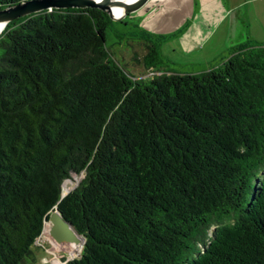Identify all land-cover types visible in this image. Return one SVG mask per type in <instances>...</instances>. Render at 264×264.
<instances>
[{"label":"trees","instance_id":"16d2710c","mask_svg":"<svg viewBox=\"0 0 264 264\" xmlns=\"http://www.w3.org/2000/svg\"><path fill=\"white\" fill-rule=\"evenodd\" d=\"M114 19L53 6L0 31V264L54 205L85 236L64 264H264V41L173 71L139 22L115 55Z\"/></svg>","mask_w":264,"mask_h":264},{"label":"rangeland","instance_id":"374dc122","mask_svg":"<svg viewBox=\"0 0 264 264\" xmlns=\"http://www.w3.org/2000/svg\"><path fill=\"white\" fill-rule=\"evenodd\" d=\"M148 0L147 2H149ZM200 1V0H199ZM224 1L225 4L230 7L232 4L236 3L238 0H221ZM146 2V3H147ZM145 3V4H146ZM259 6L262 8L260 13V17L258 16L245 18L244 22L242 21L237 27L233 30L229 28V23L231 21V15L229 14L226 18H222V22L219 23V27L217 29L216 35L210 40L207 45V48L201 50H189L183 51L182 44H180L178 33L165 35L160 43V52L164 58L162 62V67L168 68L173 71H181V72H198L202 71L205 68V62L208 65L211 63V66H215L219 64L225 57H227L230 52L234 49V46H227V44L232 42L233 36L239 41L245 42L247 40L253 42H263L264 41V0H258ZM144 4V5H145ZM143 5V6H144ZM249 3L246 4V8ZM143 6L138 9L131 11L129 14L127 13L122 20L114 19L107 30L106 35V44L109 48L114 52L115 55H120L121 52L127 53V51L132 52L131 45V36L132 30L138 29V24H143L141 19H137L136 13L142 10ZM200 7V6H197ZM187 26V24L185 25ZM230 36V38H229ZM241 42V43H242ZM123 49H125L123 51ZM196 52H199L196 54ZM201 53V55H200ZM200 55V56H199ZM126 62L127 67H130V63L132 62L131 58H123ZM209 67V68H210ZM131 68V67H130ZM83 173L72 172V176L68 177L64 180L63 183V192L69 191L73 188L81 179ZM46 222L44 223V227L42 229L41 234L36 238L35 242L32 244V252L26 256V259L22 264H64L68 259L78 256L81 253L82 246L84 242L78 241L79 249L71 253L69 250L63 248H53L51 243V238H49L51 221L49 220V224L46 227V231H44ZM44 231V233H43ZM47 233V234H46ZM51 234V233H50ZM52 237H54L51 234ZM60 241V240H59ZM65 242H70L64 241ZM58 259V263L55 260Z\"/></svg>","mask_w":264,"mask_h":264},{"label":"crops","instance_id":"0c3cea01","mask_svg":"<svg viewBox=\"0 0 264 264\" xmlns=\"http://www.w3.org/2000/svg\"><path fill=\"white\" fill-rule=\"evenodd\" d=\"M247 3L249 5L246 8ZM261 11L258 0H238L230 7L221 0H150L136 13V18H143L141 25L149 30L166 36L178 33L182 50L196 51L207 48L210 40L216 35L222 18L231 15L229 28L233 30L248 18V14L251 19L256 15L259 18ZM241 42L233 36L232 42L227 46ZM210 66L211 63L208 65L205 62V68Z\"/></svg>","mask_w":264,"mask_h":264},{"label":"water","instance_id":"95a60500","mask_svg":"<svg viewBox=\"0 0 264 264\" xmlns=\"http://www.w3.org/2000/svg\"><path fill=\"white\" fill-rule=\"evenodd\" d=\"M148 0H25L19 3L11 4L0 9V23L4 26L11 20L20 15L28 14L44 8L69 7V6H98L107 10L110 15L119 19L128 12L134 11L143 6ZM119 4L123 6L120 14L113 12L112 6ZM66 192H63L64 195ZM51 221L50 233L57 240L81 241L84 242L85 236L81 234L60 211L57 205H54L48 218L45 221Z\"/></svg>","mask_w":264,"mask_h":264},{"label":"bare ground","instance_id":"6f19581e","mask_svg":"<svg viewBox=\"0 0 264 264\" xmlns=\"http://www.w3.org/2000/svg\"><path fill=\"white\" fill-rule=\"evenodd\" d=\"M126 1H129V0H126ZM112 9H113V12L115 14H120L123 11V6L122 5H119V4H114L112 6ZM48 224H49V221L46 222L44 231H46V227L48 226ZM44 231H43V233H44ZM48 234H49L48 235L49 238H51L52 246L55 249H57V248H63V249L69 250L71 253H73L74 251H76L77 249H79V243H78V241H70V242L63 243L64 241H68V240H60L59 241L55 237H52L49 232H48ZM55 262L58 263V259L55 260Z\"/></svg>","mask_w":264,"mask_h":264},{"label":"clouds","instance_id":"9594fccd","mask_svg":"<svg viewBox=\"0 0 264 264\" xmlns=\"http://www.w3.org/2000/svg\"><path fill=\"white\" fill-rule=\"evenodd\" d=\"M4 28V25L3 24H0V31H2Z\"/></svg>","mask_w":264,"mask_h":264}]
</instances>
